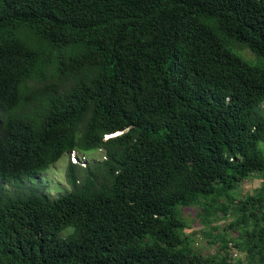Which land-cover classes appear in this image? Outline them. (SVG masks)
Returning a JSON list of instances; mask_svg holds the SVG:
<instances>
[{"label":"trees","instance_id":"16d2710c","mask_svg":"<svg viewBox=\"0 0 264 264\" xmlns=\"http://www.w3.org/2000/svg\"><path fill=\"white\" fill-rule=\"evenodd\" d=\"M263 101L264 0H0V264H264Z\"/></svg>","mask_w":264,"mask_h":264},{"label":"rangeland","instance_id":"374dc122","mask_svg":"<svg viewBox=\"0 0 264 264\" xmlns=\"http://www.w3.org/2000/svg\"><path fill=\"white\" fill-rule=\"evenodd\" d=\"M240 54L242 55L243 59L246 60L249 64H258L262 63V60L253 55L248 49L241 48ZM258 110L262 111L264 110V101L261 102V104L258 106ZM84 156L88 159L91 158H99L101 155V150L98 149H90L87 151H82ZM66 164V154H62L61 157L51 164L45 172L41 173L38 181L44 185V193L49 197H55L60 192H63L65 190L69 189V185L65 182L64 179V168ZM259 184V176L256 174L250 178H248L246 181L243 182L241 186V191L243 192H250L254 187L258 186ZM58 196V195H57ZM199 211L198 205H191L182 208V217L185 221V223L188 225V227H185L183 229V232L188 234L190 232H194L193 236V246L201 250L202 252H208L212 253L215 247V243L208 244V238L203 235V232L205 231H212L215 235L218 233H225V237H237L238 234H241L244 232V229L238 227L235 231L228 228L227 223L232 219V215H229L227 218L214 220L208 224L201 223L199 221V218L196 216V214ZM214 227L213 230H211V227ZM223 229H225L223 231ZM200 236V240L198 241V244L194 245V242L196 238ZM236 239V238H235ZM241 251V250H240ZM242 252V251H241ZM243 256V252H242Z\"/></svg>","mask_w":264,"mask_h":264},{"label":"built area","instance_id":"2783aa9c","mask_svg":"<svg viewBox=\"0 0 264 264\" xmlns=\"http://www.w3.org/2000/svg\"><path fill=\"white\" fill-rule=\"evenodd\" d=\"M199 240H200V236L196 238L194 245L198 244ZM225 252L229 260L231 261L243 258L242 252L237 247H235V245L231 241L227 242Z\"/></svg>","mask_w":264,"mask_h":264},{"label":"clouds","instance_id":"9594fccd","mask_svg":"<svg viewBox=\"0 0 264 264\" xmlns=\"http://www.w3.org/2000/svg\"><path fill=\"white\" fill-rule=\"evenodd\" d=\"M104 137H107V135H104ZM63 154H66V162L67 161L71 163L80 162L83 165L85 164V161L87 159L82 152H78L76 150H71L68 153H63Z\"/></svg>","mask_w":264,"mask_h":264}]
</instances>
